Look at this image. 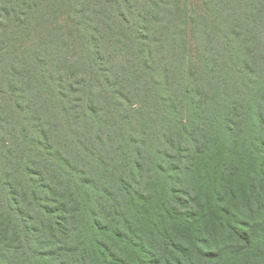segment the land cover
I'll return each mask as SVG.
<instances>
[{
  "label": "trees",
  "instance_id": "16d2710c",
  "mask_svg": "<svg viewBox=\"0 0 264 264\" xmlns=\"http://www.w3.org/2000/svg\"><path fill=\"white\" fill-rule=\"evenodd\" d=\"M41 1L0 0V27ZM58 1L78 18L0 108V264H264V0Z\"/></svg>",
  "mask_w": 264,
  "mask_h": 264
},
{
  "label": "rangeland",
  "instance_id": "374dc122",
  "mask_svg": "<svg viewBox=\"0 0 264 264\" xmlns=\"http://www.w3.org/2000/svg\"><path fill=\"white\" fill-rule=\"evenodd\" d=\"M57 1L58 0L41 1L38 13L35 17L33 16L32 20L29 19L30 21L27 23L28 28L26 31L16 28L13 20H11V22L2 21L5 27H0V108L4 107L9 112L13 111L15 115L17 114V109L15 107L16 102L11 92V87L16 83L15 79L14 83L12 80L15 69L19 70L20 68L22 69V67L31 65L35 50L41 48L45 43L43 40L49 31H52L53 28L56 27H61V29L64 27V29H66L68 20L78 18L76 11L80 10L82 5L76 6L75 3L73 5L71 3L64 4ZM188 3L190 5H199L200 0H188ZM86 9L88 11L89 6H86ZM64 29L61 31L59 30V32L61 33L63 31L62 33H64ZM192 49V44H190V52ZM72 73L71 70L65 69L64 75L69 76ZM224 158L225 151L222 143L221 145H217L213 156L210 155L202 161L200 170L204 173L205 179L203 180L206 185H218L221 183L222 179L220 178V173L224 166ZM229 177L228 183L233 186L235 193L239 196H243L248 189L247 180L243 177V174L240 177H235L234 174ZM158 201H160V198L156 199L155 202ZM202 212L205 214L202 219L204 222L202 226H204L205 223L216 221L220 215L218 208L212 206L211 210L204 209ZM146 225L147 221L143 228H146ZM147 226L148 229L151 228L149 223ZM181 232L186 233L184 230ZM127 256L130 257V255ZM89 258L90 264H92V262L93 264H100L98 259L94 258V256Z\"/></svg>",
  "mask_w": 264,
  "mask_h": 264
}]
</instances>
